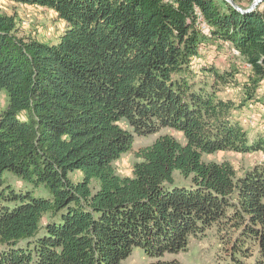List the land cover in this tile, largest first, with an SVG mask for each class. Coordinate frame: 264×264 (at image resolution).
Masks as SVG:
<instances>
[{
    "label": "trees",
    "instance_id": "obj_1",
    "mask_svg": "<svg viewBox=\"0 0 264 264\" xmlns=\"http://www.w3.org/2000/svg\"><path fill=\"white\" fill-rule=\"evenodd\" d=\"M4 1L52 12L64 27L41 40L0 9V264H121L136 249L150 264H183L177 256L208 231L228 264L255 252L264 264V164L237 175L203 160L264 151L238 118L264 88V8ZM225 43L249 66L240 104L221 95L234 71L194 69ZM163 129L184 141L166 133L133 150ZM132 152V176H118L113 162Z\"/></svg>",
    "mask_w": 264,
    "mask_h": 264
},
{
    "label": "rangeland",
    "instance_id": "obj_2",
    "mask_svg": "<svg viewBox=\"0 0 264 264\" xmlns=\"http://www.w3.org/2000/svg\"><path fill=\"white\" fill-rule=\"evenodd\" d=\"M233 3L239 7L247 8L253 3V0H232ZM0 9L9 15H14L16 21L28 22L26 26L19 27L21 34L34 35L41 40L53 41L63 29V24L56 21L52 12L36 6L17 5L4 0H0ZM227 43L224 48L217 50L216 47H211L208 50L201 52V58L194 62V69L196 73L202 66L213 65L221 71L232 70L235 73L236 82L234 85L227 86L221 94L224 97L230 98L236 104L246 102L244 84L248 81L249 68L244 62L233 54L232 48H228ZM264 88L261 87L257 91V100L247 102L243 108L238 112V118L242 127L248 132L250 137L255 138L260 136L264 139V105L259 99H264ZM2 97L0 107L4 108L5 103ZM253 117L250 123V118ZM171 134L178 141L183 142L184 139L181 134L171 131L169 129L161 130L160 134L147 138L136 139L134 151L138 148L150 145L159 135ZM205 162H222L227 161L234 167L237 175L251 167L259 164H264V151L255 153L241 154L234 152H217L212 155H204ZM137 159L132 153H124L117 160L113 162L115 172L120 177H131L134 163ZM75 178L79 176L78 173L73 175ZM15 185H21L18 180H12ZM177 260L183 264H228V251L223 249V245L219 243L215 237L214 232H206V236L200 240L191 239L189 242V251L177 256ZM259 260L257 253L251 256L246 264H255ZM152 261L146 258L140 249H136L133 253L124 260L121 264H150ZM239 264V263H235ZM260 264V263H258ZM262 264V263H261Z\"/></svg>",
    "mask_w": 264,
    "mask_h": 264
},
{
    "label": "built area",
    "instance_id": "obj_3",
    "mask_svg": "<svg viewBox=\"0 0 264 264\" xmlns=\"http://www.w3.org/2000/svg\"><path fill=\"white\" fill-rule=\"evenodd\" d=\"M252 5H254V10L257 9V8L258 9H263L264 8V0H253ZM21 24L23 26H26L28 24V22H24L23 21V22H21ZM202 28H203V30L207 31V26L204 23H202ZM232 51H233V54H235L236 56L238 55L236 50L232 49ZM247 67L249 68L248 65H247ZM252 120H253V117L250 118V123L252 122Z\"/></svg>",
    "mask_w": 264,
    "mask_h": 264
},
{
    "label": "water",
    "instance_id": "obj_4",
    "mask_svg": "<svg viewBox=\"0 0 264 264\" xmlns=\"http://www.w3.org/2000/svg\"><path fill=\"white\" fill-rule=\"evenodd\" d=\"M225 1L229 2L235 9H237L240 12H249V11L254 10V5H251L250 7L243 9V8L239 7L238 5H236L235 3H233L232 0H225Z\"/></svg>",
    "mask_w": 264,
    "mask_h": 264
},
{
    "label": "crops",
    "instance_id": "obj_5",
    "mask_svg": "<svg viewBox=\"0 0 264 264\" xmlns=\"http://www.w3.org/2000/svg\"><path fill=\"white\" fill-rule=\"evenodd\" d=\"M62 24H63V23H62ZM62 26L64 27V25H62ZM56 38H57V37H56ZM56 38H55V39H56Z\"/></svg>",
    "mask_w": 264,
    "mask_h": 264
}]
</instances>
